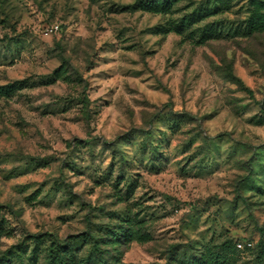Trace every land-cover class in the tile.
<instances>
[{
	"label": "rangeland",
	"instance_id": "1",
	"mask_svg": "<svg viewBox=\"0 0 264 264\" xmlns=\"http://www.w3.org/2000/svg\"><path fill=\"white\" fill-rule=\"evenodd\" d=\"M142 1L0 0V259L264 264V4Z\"/></svg>",
	"mask_w": 264,
	"mask_h": 264
},
{
	"label": "trees",
	"instance_id": "2",
	"mask_svg": "<svg viewBox=\"0 0 264 264\" xmlns=\"http://www.w3.org/2000/svg\"><path fill=\"white\" fill-rule=\"evenodd\" d=\"M174 0H143L141 8L147 11L165 9L172 5ZM258 4H264L262 0H256ZM256 24V22H254ZM10 236V232L0 225V239ZM12 255L7 253L2 259L0 264H12ZM20 264H26L20 257ZM44 264H92L90 259L86 261H78L74 254L73 246L70 243H61L56 239L52 240L45 250Z\"/></svg>",
	"mask_w": 264,
	"mask_h": 264
}]
</instances>
